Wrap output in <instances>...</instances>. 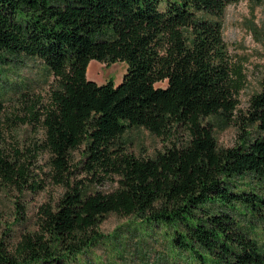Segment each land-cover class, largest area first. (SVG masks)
I'll return each instance as SVG.
<instances>
[{
	"label": "trees",
	"instance_id": "obj_1",
	"mask_svg": "<svg viewBox=\"0 0 264 264\" xmlns=\"http://www.w3.org/2000/svg\"><path fill=\"white\" fill-rule=\"evenodd\" d=\"M238 1L0 0V63L36 57L56 79L42 110L30 111L52 176L65 187L55 206L40 208L36 230L0 241V264H77L102 243L110 213L165 226L172 249L195 264H264L257 239L230 212L264 217V194L234 184L264 182V75L247 118L259 136L222 147L210 121L230 119L245 87L223 37L225 8ZM93 59L126 61L122 81L89 79ZM136 127L165 148L152 157L128 152L122 137ZM82 147L83 168L113 175L116 186L92 189L73 178L72 154ZM20 155L0 150V190L43 187Z\"/></svg>",
	"mask_w": 264,
	"mask_h": 264
},
{
	"label": "rangeland",
	"instance_id": "obj_2",
	"mask_svg": "<svg viewBox=\"0 0 264 264\" xmlns=\"http://www.w3.org/2000/svg\"><path fill=\"white\" fill-rule=\"evenodd\" d=\"M222 24L229 53L243 67L245 87L240 94L238 110L230 119L217 115L210 121L219 146L232 147L245 136L254 138L260 134L256 125L248 124L247 118L249 99L262 89L264 0H239L229 4L223 13ZM91 62L94 64L87 76L98 84L108 81L119 84L127 71L126 61L108 63L93 59ZM156 85L164 87L167 81ZM55 86L53 73L36 57L17 56L0 63V96L4 105L0 115V150L11 158L16 157V150H19L20 162L43 184L38 191L30 186L23 190L14 186L0 190V241L9 245L18 241L23 232L36 230L40 208L45 204L55 206L65 191L52 176L49 153L40 145L44 132L30 111V107L42 110ZM122 142L128 152L143 157H152L166 146L165 140L144 127L128 130ZM84 154V147L72 154L73 178L92 189L110 190L116 186L113 175L94 176L85 170ZM251 179L239 177L234 184L240 187L245 186L244 183L251 184L255 192L263 195L264 182ZM230 212L240 219L264 250V217L253 216L247 211L243 214L245 210L241 208ZM99 228L102 243L85 251L77 264H195L186 253L172 249V234L163 225L110 213Z\"/></svg>",
	"mask_w": 264,
	"mask_h": 264
},
{
	"label": "bare ground",
	"instance_id": "obj_3",
	"mask_svg": "<svg viewBox=\"0 0 264 264\" xmlns=\"http://www.w3.org/2000/svg\"><path fill=\"white\" fill-rule=\"evenodd\" d=\"M93 64H94L93 62H91V63L89 64L88 70L91 69V67L93 66Z\"/></svg>",
	"mask_w": 264,
	"mask_h": 264
}]
</instances>
